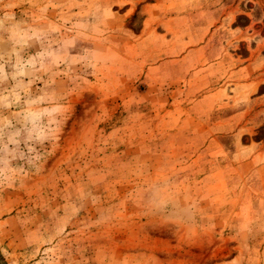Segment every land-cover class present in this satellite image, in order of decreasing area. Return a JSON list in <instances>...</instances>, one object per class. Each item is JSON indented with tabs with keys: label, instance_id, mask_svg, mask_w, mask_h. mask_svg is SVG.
Returning a JSON list of instances; mask_svg holds the SVG:
<instances>
[{
	"label": "rangeland",
	"instance_id": "obj_1",
	"mask_svg": "<svg viewBox=\"0 0 264 264\" xmlns=\"http://www.w3.org/2000/svg\"><path fill=\"white\" fill-rule=\"evenodd\" d=\"M0 264H264V0H0Z\"/></svg>",
	"mask_w": 264,
	"mask_h": 264
},
{
	"label": "clouds",
	"instance_id": "obj_2",
	"mask_svg": "<svg viewBox=\"0 0 264 264\" xmlns=\"http://www.w3.org/2000/svg\"><path fill=\"white\" fill-rule=\"evenodd\" d=\"M31 63V62H30ZM21 75L23 74V72L21 71V73H20Z\"/></svg>",
	"mask_w": 264,
	"mask_h": 264
}]
</instances>
